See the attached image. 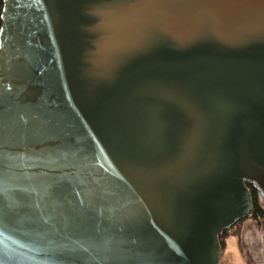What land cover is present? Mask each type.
<instances>
[{
	"label": "water",
	"instance_id": "obj_1",
	"mask_svg": "<svg viewBox=\"0 0 264 264\" xmlns=\"http://www.w3.org/2000/svg\"><path fill=\"white\" fill-rule=\"evenodd\" d=\"M0 264H219L264 203V0H4Z\"/></svg>",
	"mask_w": 264,
	"mask_h": 264
},
{
	"label": "crops",
	"instance_id": "obj_2",
	"mask_svg": "<svg viewBox=\"0 0 264 264\" xmlns=\"http://www.w3.org/2000/svg\"><path fill=\"white\" fill-rule=\"evenodd\" d=\"M219 264H264V221L246 219L227 241Z\"/></svg>",
	"mask_w": 264,
	"mask_h": 264
},
{
	"label": "trees",
	"instance_id": "obj_3",
	"mask_svg": "<svg viewBox=\"0 0 264 264\" xmlns=\"http://www.w3.org/2000/svg\"><path fill=\"white\" fill-rule=\"evenodd\" d=\"M5 10L4 0H0V35L2 32L3 25V14ZM248 190H250L253 199L254 210L250 217L246 219H253L255 221L261 222L264 221V203L261 199L260 193L253 187L251 184L246 185ZM238 220L232 227L223 231L220 236V244H221V253L223 254L224 250L227 246V241L232 236H239L242 223L246 220Z\"/></svg>",
	"mask_w": 264,
	"mask_h": 264
}]
</instances>
